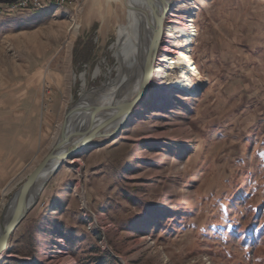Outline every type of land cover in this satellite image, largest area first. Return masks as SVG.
Instances as JSON below:
<instances>
[{"label": "rangeland", "instance_id": "obj_1", "mask_svg": "<svg viewBox=\"0 0 264 264\" xmlns=\"http://www.w3.org/2000/svg\"><path fill=\"white\" fill-rule=\"evenodd\" d=\"M6 1L0 145L7 149L15 133L32 143L12 144L24 162H6L0 218L71 108L128 73L134 59L127 44L116 48L131 0L22 13L3 11ZM167 20L169 75L150 82L121 130L90 142L47 180L0 264H264V0H174ZM73 24H81L76 33ZM188 26L197 33L191 45L180 36ZM89 38L94 60L75 65L77 40ZM181 53L200 72L187 92L171 86L184 78ZM15 106L29 120L15 119ZM53 112L54 124L41 130L37 120Z\"/></svg>", "mask_w": 264, "mask_h": 264}, {"label": "bare ground", "instance_id": "obj_2", "mask_svg": "<svg viewBox=\"0 0 264 264\" xmlns=\"http://www.w3.org/2000/svg\"><path fill=\"white\" fill-rule=\"evenodd\" d=\"M173 2L174 0H131V6L129 9V23L119 26L118 41L116 43L117 49L123 44H127L129 47H131V51L134 52L132 56L134 59L131 62L130 70H128V73L119 74V77L116 79V81L113 79L107 81L103 87L99 88L97 92L94 93L91 99L88 98V94H85L77 104L79 109H81L85 107L88 101L95 100L96 103L92 106V110L97 109L100 111V116L95 119V122H103L109 116L108 114L112 109H115L126 101L132 99L141 91L146 77L145 69L147 62H150L151 64V76L149 79V84L150 82L152 84L156 80L159 81L163 75H169L164 70L163 63L171 60L174 53L171 52L170 48H162V44L166 38L172 35V25L171 22L167 20V17L169 16V11L171 10V5ZM163 14L164 16L162 17V20H160L159 18H161L160 16ZM80 25L81 24L72 25L71 29L73 33L79 31ZM189 27L190 26L180 30V36L185 39L187 45H191L193 39L197 35L196 29L193 28V30H191ZM154 42H156V47L154 49L155 54H153V56L151 57L150 49L154 45ZM181 56L183 57L184 63V66H182L181 68V72L182 77L184 78L177 81L176 83L171 82V86L187 92L192 84L191 74H200V72L192 57L182 53ZM150 59L151 61H149ZM138 60H141L140 65H138ZM99 71L100 70L97 69L96 72ZM120 76H122V79H120ZM147 87L148 88L136 102L134 107L139 105V103L141 102V98H144L149 94L148 91L150 87L149 85ZM79 111L80 110H77L76 114ZM76 114H74V116H72L71 118L72 123L69 125V128L71 129L73 128ZM130 114L119 119L117 122L112 124L111 127H116L118 123L120 124L122 122L125 124ZM64 131L65 130L61 131L62 133L59 130L57 131L53 140L51 150L58 141H63L62 147L63 149H66L70 144L73 145V143L77 140L76 138L68 139V133ZM43 159H41V161ZM53 167L54 166L48 167L37 175L33 188L30 192L31 200L35 199L37 191L39 190V188H41L43 182L50 175ZM9 189L10 188H8L7 190ZM8 205L9 202L4 204V207L1 211V217L3 216L4 211L9 208Z\"/></svg>", "mask_w": 264, "mask_h": 264}, {"label": "water", "instance_id": "obj_3", "mask_svg": "<svg viewBox=\"0 0 264 264\" xmlns=\"http://www.w3.org/2000/svg\"><path fill=\"white\" fill-rule=\"evenodd\" d=\"M163 16L164 14L161 15V18L159 19L162 20ZM155 47L156 42H154V45L150 49L151 57L153 56V54H155ZM149 61H151V59ZM145 72L146 77L141 91L132 99L126 101L117 108L112 109L110 112L108 111L109 116L103 122H95V119L100 116V111L97 109L92 110V107L90 106L79 109V107L76 105L73 106L71 110L66 114V119L61 131L65 130L64 132L68 133V139L76 138V143L74 142L73 145L70 144L66 149H63V141H58L57 144L54 145L53 149L37 165V167L30 173L23 184L14 193L9 201V208L4 211L3 216L0 218V256L7 248L8 241L13 231L18 227V225L23 221V219L35 205L47 180L65 162L71 159L78 152L82 151L90 142L94 141L95 139L111 137L122 129V127L125 125L123 122L120 124L118 123L116 127H111V125L117 122L119 119L129 115L136 102L148 88L147 86L149 85V79L151 76L150 62H147ZM77 110H80V112L86 111L87 115L83 118H80L77 123H74L73 128L71 129L69 128V125L72 123L71 118L77 112ZM52 166H54L52 172L43 182L41 188H39V190L37 191L35 199L31 200L30 192L33 188L37 175L44 169Z\"/></svg>", "mask_w": 264, "mask_h": 264}, {"label": "crops", "instance_id": "obj_4", "mask_svg": "<svg viewBox=\"0 0 264 264\" xmlns=\"http://www.w3.org/2000/svg\"><path fill=\"white\" fill-rule=\"evenodd\" d=\"M89 26L88 29L86 30L87 32H89ZM96 53V52H95ZM94 53V54H95ZM22 106V105H21ZM22 108H24L22 106ZM13 110V115L16 118H18L16 115H23L24 117H22L21 119H28L29 120V114L24 113L22 111H17L16 110V106L15 108L12 109ZM55 115L56 113H47L44 115L43 118L39 117L38 121V127H41V130L46 131V130H50L51 125L54 124L55 121ZM31 119V118H30ZM15 140H11L8 139L7 142V149H3L0 145V180L2 179L1 177H5L7 175V171L5 170L7 167H11L12 169H18L19 167L22 166L23 162H24V156L21 154H15V156L12 157V153L14 152L12 150V144H29L32 143L31 140H25L22 137H20L19 133H15L14 134ZM37 143V142H36ZM31 146V145H30ZM35 148V147H34ZM19 150H15V152L17 153ZM32 151V146L28 148V153ZM11 161L10 165H6V162Z\"/></svg>", "mask_w": 264, "mask_h": 264}, {"label": "built area", "instance_id": "obj_5", "mask_svg": "<svg viewBox=\"0 0 264 264\" xmlns=\"http://www.w3.org/2000/svg\"><path fill=\"white\" fill-rule=\"evenodd\" d=\"M74 1L75 0H7L3 4V11L10 13H22L28 10L44 11L51 4L68 5Z\"/></svg>", "mask_w": 264, "mask_h": 264}, {"label": "trees", "instance_id": "obj_6", "mask_svg": "<svg viewBox=\"0 0 264 264\" xmlns=\"http://www.w3.org/2000/svg\"><path fill=\"white\" fill-rule=\"evenodd\" d=\"M94 48L95 44L92 38H89L85 43L80 42V39H78L74 47V64L83 65L92 62L94 60Z\"/></svg>", "mask_w": 264, "mask_h": 264}]
</instances>
